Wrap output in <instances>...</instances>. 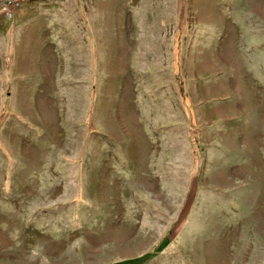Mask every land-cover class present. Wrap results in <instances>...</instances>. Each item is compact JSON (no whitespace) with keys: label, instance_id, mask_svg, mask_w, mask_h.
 Returning <instances> with one entry per match:
<instances>
[{"label":"rangeland","instance_id":"1","mask_svg":"<svg viewBox=\"0 0 264 264\" xmlns=\"http://www.w3.org/2000/svg\"><path fill=\"white\" fill-rule=\"evenodd\" d=\"M0 264H264V0H0Z\"/></svg>","mask_w":264,"mask_h":264}]
</instances>
